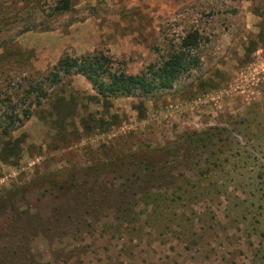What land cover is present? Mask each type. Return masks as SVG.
Segmentation results:
<instances>
[{"label": "rangeland", "instance_id": "obj_1", "mask_svg": "<svg viewBox=\"0 0 264 264\" xmlns=\"http://www.w3.org/2000/svg\"><path fill=\"white\" fill-rule=\"evenodd\" d=\"M58 2L0 0V52L10 37L25 50L0 58V117L16 113L10 133L24 138L15 161L0 159V264H264V0H68L61 11ZM193 31L197 65L144 96L142 118L136 98H109L106 109L83 76L49 78L63 54L101 53L137 73ZM29 77L48 93L37 104ZM59 96L62 128L53 124ZM106 112L117 119L104 129L81 123ZM211 126L227 128L230 141L150 188L170 194L188 181L182 199L154 212L132 185L84 175L118 135L157 146ZM57 170L63 188L51 182Z\"/></svg>", "mask_w": 264, "mask_h": 264}, {"label": "trees", "instance_id": "obj_2", "mask_svg": "<svg viewBox=\"0 0 264 264\" xmlns=\"http://www.w3.org/2000/svg\"><path fill=\"white\" fill-rule=\"evenodd\" d=\"M67 8L68 0H59L54 9L61 11ZM24 26L27 27V25L22 24L21 28H18L17 33L25 30L23 29L25 28ZM197 42V33L195 31L188 32L182 37L179 45L173 49H169L159 62L147 64L137 73H127L123 70L116 69L113 60L109 56L101 53L85 54L82 56L63 54L53 65L49 78L53 82V85H55L56 83L60 84L63 77L72 74L83 76L95 93L93 97L99 98L106 109L109 106V98L119 96L136 98L133 108L136 110L137 117L142 118L144 115L142 98L144 96L150 95L156 90L170 88L179 75L197 65V53L190 52L193 48H196ZM8 48L11 49L9 50ZM24 51L16 46L14 39L10 37L2 42L0 58L14 59L16 56L20 57L24 55ZM27 71L31 76L30 71ZM60 72L61 74H59ZM29 78L30 80H26L27 88L25 92L28 96H33L30 103L37 104L40 102V98L45 99V95L47 96L48 93H45L40 82H37L33 77ZM62 100H64L63 96L54 97L52 104L56 115L53 118V124L59 128H62L63 120H65V117L59 115L63 107L61 104ZM22 113L26 118L30 115L31 110L24 108ZM106 114L109 119H105L103 115L96 118V120L89 116L93 124H89V122L83 120H81V123L86 129H90L91 127L104 129V126L111 125L109 122L117 119V115L115 114L108 112ZM19 119V116L14 112L4 114L3 118L0 117L1 160L11 159L10 161L13 162L18 156L17 150L20 143L24 141V138L21 135L12 137L10 132L14 129L15 123L20 122ZM134 134L133 132H127L116 136L113 139L114 141H110V144L104 148L106 150V158L103 162L100 165L84 168V175L93 176L96 173L107 174L120 180L122 186L132 185L137 193L140 191V195H143L141 198H149V202L146 204L150 203V209L153 212L158 210V207L164 201L170 204V202L174 203L176 200L182 199L181 194L183 192L187 193L184 185L188 184V181L185 180L181 185L178 184L173 187L170 194L164 193L152 196L149 192L150 188L165 187V182L168 181L169 175H173L175 169L184 167L188 162L194 163V159L200 156L201 153H207L208 157H210L214 153V148L217 145L223 146V143L225 141L229 142L231 138L227 128H218L216 126L208 127L205 130L186 129L174 139L157 146H150L148 143H143L139 140L137 142H129V140L125 139V137H132ZM115 145H120L119 147L123 145L125 149L116 151L113 148ZM210 163L214 165L212 160ZM208 167L203 171H207L209 169ZM199 172L201 173V169ZM64 173L59 170L51 172L50 174L53 176L51 180L52 184H57L59 188H63L65 185L62 183L67 180L66 178H62ZM177 175L181 178L183 176L182 171L178 170ZM57 180L63 181L56 183ZM190 194L192 196L197 195L196 192H190Z\"/></svg>", "mask_w": 264, "mask_h": 264}]
</instances>
